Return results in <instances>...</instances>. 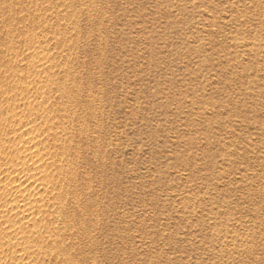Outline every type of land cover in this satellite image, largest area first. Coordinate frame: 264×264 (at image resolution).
<instances>
[{
    "label": "rangeland",
    "instance_id": "1",
    "mask_svg": "<svg viewBox=\"0 0 264 264\" xmlns=\"http://www.w3.org/2000/svg\"><path fill=\"white\" fill-rule=\"evenodd\" d=\"M0 264H264V0H0Z\"/></svg>",
    "mask_w": 264,
    "mask_h": 264
},
{
    "label": "bare ground",
    "instance_id": "2",
    "mask_svg": "<svg viewBox=\"0 0 264 264\" xmlns=\"http://www.w3.org/2000/svg\"><path fill=\"white\" fill-rule=\"evenodd\" d=\"M47 172V171H46ZM19 198V197H18Z\"/></svg>",
    "mask_w": 264,
    "mask_h": 264
}]
</instances>
